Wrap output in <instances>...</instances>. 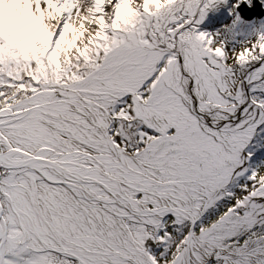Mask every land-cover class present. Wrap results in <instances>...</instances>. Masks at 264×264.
<instances>
[{"label": "snow or ice", "instance_id": "6c2138e0", "mask_svg": "<svg viewBox=\"0 0 264 264\" xmlns=\"http://www.w3.org/2000/svg\"><path fill=\"white\" fill-rule=\"evenodd\" d=\"M0 264H264V0H0Z\"/></svg>", "mask_w": 264, "mask_h": 264}]
</instances>
